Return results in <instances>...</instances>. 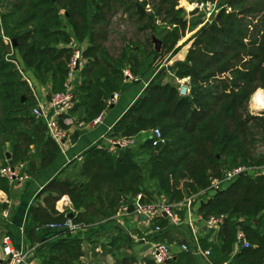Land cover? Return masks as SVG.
<instances>
[{
    "label": "trees",
    "instance_id": "1",
    "mask_svg": "<svg viewBox=\"0 0 264 264\" xmlns=\"http://www.w3.org/2000/svg\"><path fill=\"white\" fill-rule=\"evenodd\" d=\"M130 1L0 0V166L22 162L20 172L34 176L59 152L60 146L43 120L32 112L36 97L26 77L31 71L39 83L47 85V99L64 90L74 49L68 43L72 38L80 40L78 43L88 38L81 52L86 60L80 80L71 87L73 104L58 114L61 125L66 115L79 111L78 119L87 123L109 107L107 100L122 87L124 67L137 71L149 57L178 50L175 45L184 35L187 21L184 7L178 6V0H158L156 7L172 25L157 30L151 22L152 31L162 35L161 49L130 41L117 57L107 53L104 42L110 16L117 5L133 6ZM146 2L141 0V4ZM136 13L139 20L147 16ZM149 24L145 21L144 26ZM185 42L189 45L184 58L169 67L172 77L189 76V93L181 95L173 81L163 82L169 67H160L107 132L108 136H135L134 152L98 142L89 145L73 164V175L68 173L67 179L54 175L28 207L24 224L28 236L42 230L57 234L35 246L38 264H82V256L88 253L81 238L44 224L64 218L69 211L73 220L87 227L111 220L122 197L138 192L144 200L155 197L152 186L144 183L146 177L158 180L169 202L184 203L196 191H213L198 201V223L211 214H225L209 236L198 228L196 242L201 249H209L203 256L209 264L225 260L264 264V173L258 170L264 164V111L256 114L247 106L252 92L264 88V0H221L217 12ZM154 127L165 138L156 145L150 135ZM239 164L248 169L217 189L209 188L212 178ZM185 177L190 178L186 187ZM10 182L0 173V189L9 192ZM63 194L69 196L72 209L58 211L55 202ZM6 207L7 202H0V212ZM154 225L160 229L150 232L149 239H166L171 245L186 243L188 249L173 250L164 263L148 258L147 264H200L185 223L175 225L160 215ZM238 227L244 230L248 245L235 246ZM130 242L129 234L120 227L108 241L98 242L100 250L91 254L96 260L103 259L124 250ZM126 261L139 264L134 255L123 254V264Z\"/></svg>",
    "mask_w": 264,
    "mask_h": 264
},
{
    "label": "crops",
    "instance_id": "2",
    "mask_svg": "<svg viewBox=\"0 0 264 264\" xmlns=\"http://www.w3.org/2000/svg\"><path fill=\"white\" fill-rule=\"evenodd\" d=\"M80 40L77 38H72L68 43L81 45L82 48L88 44V38L85 37L81 44L78 43ZM72 42V43H71ZM105 50L108 54L117 57L121 51L113 54L111 53L108 48L105 46ZM151 58L143 61V64L138 68L137 71L130 70L134 74H137L138 79L136 80H126L123 82L122 87L119 91V95L116 100L109 105L105 109L103 114L102 120L96 124H88L85 125L79 124L80 119H78V113L75 112L71 115H66L62 118V122L64 125L62 127L66 130L67 135L63 140L62 148H60L59 152L57 153L55 159L46 167H43L37 174L34 176H27L22 179H15L10 182V190L9 192H5L0 189V202H7L8 207L4 208L0 212V257L2 256V245H3V238L7 235L9 239L7 240L8 243L11 244L13 247H17L27 251V264H38L39 258L35 253V246L40 244L43 240H50L54 239L55 236H50V233L47 231H37L33 236H28V233L24 230L25 218L27 214L28 207L34 200L36 199V195L38 192L44 187V185L54 176L59 175L65 179H67L66 175L70 173L73 164L75 163L76 159H81L82 151L91 144L97 143L102 140L103 136L107 134V132L112 127L113 123L120 117L123 113L125 108L142 92L143 88L147 84V82L151 79L153 74L156 72V69H151L150 66ZM81 70L77 69V72L72 80V85L77 83L80 80ZM29 73V83L33 88L34 93L37 96V99L40 102H45L47 99V85L39 83L33 73L30 71ZM132 147L129 148L131 150ZM8 158V157H7ZM202 198H207L213 191L204 190L197 191ZM196 192V193H197ZM195 197V196H194ZM194 197L192 198V203L188 207L186 203L181 202L184 206L185 216L196 218V224H198L199 233L202 227V230L205 235H210L213 231H210L209 228L205 227L204 220L200 223L197 222L199 218H201L200 214L198 213L199 202L196 204L193 203ZM199 199V200H200ZM198 200V201H199ZM55 208L58 211H63L65 209H72V203L67 194H63L55 203ZM135 214L129 215L128 219L130 222L133 223V218ZM182 218V219H184ZM170 222V221H169ZM171 223V222H170ZM185 223V222H181ZM186 224V223H185ZM138 226L139 228L145 227L147 231V226H145L142 222H134L132 224ZM178 225V224H175ZM187 225V224H186ZM188 226V225H187ZM121 226L115 225L116 231L113 234H116L118 230H120ZM189 227V226H188ZM122 228V227H121ZM181 229V228H180ZM182 230H185L182 228ZM112 232L114 230H111ZM143 231V230H142ZM111 232V233H112ZM192 232V231H191ZM198 232V231H197ZM110 234L108 239L113 235ZM192 234V233H191ZM198 236V233H196ZM57 237V236H56ZM55 237V238H56ZM41 238V239H40ZM131 238V237H130ZM147 238V237H146ZM193 238V235H192ZM135 241L130 242V246L126 247L124 250H129V253L132 250L133 255L136 257L137 261L138 258H143L147 255L149 248L151 246V240L146 239H136ZM103 241V242H106ZM168 242V240L165 239ZM102 241L100 243H103ZM99 248V246H96ZM172 249H179V245H172ZM87 251V255L91 259H94V264H103L105 261V257L102 259L101 257L97 260L90 252V249H85ZM200 264H209L206 261V258L201 255L197 257ZM82 260V258H81ZM96 260V261H95ZM92 263V262H91ZM87 264V263H85Z\"/></svg>",
    "mask_w": 264,
    "mask_h": 264
},
{
    "label": "built area",
    "instance_id": "3",
    "mask_svg": "<svg viewBox=\"0 0 264 264\" xmlns=\"http://www.w3.org/2000/svg\"><path fill=\"white\" fill-rule=\"evenodd\" d=\"M191 7H195L197 9L207 10V17L210 15V3L209 1H191L189 3ZM188 12V11H187ZM6 41L10 43V39L5 37ZM72 43V42H71ZM74 46L71 58L68 62V72L67 77L64 82L65 89L61 91H57L52 93L50 99L45 102H40L36 97V104L32 107V112L37 117L43 120L46 125L48 133L52 136V138L59 144L60 148H62L63 140L67 135L66 130L60 125L58 121V114L61 111H66L73 104V94L71 92L72 80L77 72V69H80L84 63L86 58L82 56V46L76 45L72 43ZM18 66V65H17ZM19 68V66H18ZM22 74V70L19 68ZM123 71V82L126 80H135L138 79L137 75L131 72L127 67L122 69ZM29 81V79L26 77ZM173 82L177 86L178 93L181 95H186L189 93V76H174ZM119 95V91H114L110 98L107 100V105L112 104ZM106 108H103L96 116H94L88 124H96L102 120L103 114ZM80 126L85 125L83 122H79ZM151 136L154 137L153 141L159 143L165 140L164 136L161 133V130L158 127H154L151 129ZM103 139L98 142L100 146L107 147H130L136 143V138L133 135H122V136H108L107 134L102 137ZM23 163L19 162L17 165H12V163H7L5 165L0 166V173L7 177L9 181H13L15 179H22L27 177L28 175L24 172H20V168ZM248 167L244 164H239L233 167L226 168L223 171L221 177H214L211 180V184L209 186L210 189H217L223 181H228L233 179L237 174L241 173L243 170H247ZM259 172L264 173V164L258 167ZM129 197V198H127ZM192 198L191 196H187L184 199V202L189 207L191 204ZM181 202H169L165 195H162L161 198L154 202L152 200H144L141 192H138L131 196H124L121 199V203L117 208V211L113 215L119 223L123 224L124 216H129L131 214L139 215L140 220L138 222H142L145 226H150V230H147L148 233L159 230V225H154L152 227V223L160 215L166 216L168 220L173 224H179L181 222H185L190 230L192 231L193 240L195 242L194 252L196 254L206 256L209 253V249H201L197 245V235L198 228H195L196 218L188 216L187 218L182 219L178 213L174 210V205H178ZM225 214H211L204 220V225L207 228H213L214 230L219 226V224L223 221ZM46 227H50L58 230H67L70 232H75L79 230H84L87 228V224L84 222H79L73 220L71 217L65 215L64 218L60 220L50 221L44 224ZM136 239L146 240L145 235L133 234ZM9 237L6 235L3 238L2 245V256L0 257V264H27V251L13 247L10 243L7 242ZM151 240V246L147 255H145L140 264H147V259L153 260L155 263H164L167 258L172 255L173 249L172 245L165 240ZM245 246L248 245V240L246 239L245 232L242 228L238 227L236 230V239L235 246ZM179 249H188V245L186 243H181L179 245ZM222 264H231L229 260H225Z\"/></svg>",
    "mask_w": 264,
    "mask_h": 264
},
{
    "label": "rangeland",
    "instance_id": "4",
    "mask_svg": "<svg viewBox=\"0 0 264 264\" xmlns=\"http://www.w3.org/2000/svg\"><path fill=\"white\" fill-rule=\"evenodd\" d=\"M157 1L158 0H147L146 3L141 4V0H132L130 1V3L133 6L126 5L127 1L123 5H120V6L117 5L118 7H116L113 10L112 15L110 16L109 26H108V35H107L108 37L104 42L105 46L108 48V50L111 53L113 54L118 53L121 47L125 43L128 44V42L130 41H133L139 44L140 46H145L147 49H149V48H154V45H155L154 39L158 38L161 40V45H162V39H161L162 35L157 34L156 32L152 31L151 22H154V24L157 27V30H161L163 26H165V28L167 29L168 27L172 25L168 22L169 17L165 16L163 10H160L158 9V7H156L155 4L157 3ZM178 1H179L178 6L184 7L185 12H183V17L186 18L187 20L186 26L184 28V35H182L176 42L175 47L178 46V50L174 54H171V51H168L165 53H161L160 55H157L155 57L153 56L150 57L151 67L149 68L154 69V70L156 69V72L159 70L160 67H164V66L171 67L174 64V62H176L177 60H182L184 58L186 49L189 45L188 42L184 43V40L189 35H191L193 31L199 28V26L202 25L206 21V19L210 17V15L215 14L217 12L218 4L221 0H211L212 2L209 1L211 13L208 17L206 15L207 10L205 11L202 9L201 10L198 9L197 11H194L195 7L193 8L191 6H188V3H190V0H178ZM138 6H141L142 13H140V11L138 10ZM91 12H92V8L89 7L88 9L89 16ZM136 12H138L141 15H143L144 13H147V16L144 17L142 20H139L138 14ZM145 21H147L150 24L148 26H144ZM161 45H160V49H161ZM170 67L168 71H165L166 73L165 75H163L161 79L163 82L164 81L172 82L174 80V77H172L173 75H171L173 71L170 69ZM257 89L258 87L255 89V91H257ZM260 89H262L264 92V88L260 87ZM255 91L252 92V94L250 95L247 106L249 110H251L253 113L258 114L259 112L264 111V107L256 108L254 104L251 102L253 93H255ZM153 144L156 145L157 142L153 141ZM135 146H132L131 148L133 152H134ZM143 156L146 158L148 154L145 153ZM75 171H76V167H73L70 171V174L73 175ZM75 179L78 180L79 178L76 177ZM189 180H190L189 177H185L182 180L184 187H186L185 184L187 185ZM144 183L146 186L150 188L152 186L151 189H153V192L155 194L154 195L155 197L152 199V201L157 202L161 198V196L164 195L162 193L163 191L160 188L158 180L156 178L150 179L146 177L144 179ZM196 192L192 193L189 196H191L192 198L195 196L193 203L196 204L195 206H198L197 203L201 195L198 192L197 193ZM182 206H183L182 204L174 205V210L178 213V215L181 218H184L185 212L183 211L182 213L183 215L180 213ZM128 218H129L128 216H124V220L122 224V223H119L114 216H112L111 220L102 219L101 221H97L94 225L88 226L84 230L71 232V234L75 236H79L82 240L83 248L84 249L89 248L90 252L95 251V250H100L98 247H96L98 246L97 244H99L98 242L106 241L109 235L113 234L116 231L115 225L121 226L122 230H124L132 238V241H135V242L137 241L135 240V237L133 236V234H136L137 236L145 235V236H148L147 237L148 239L150 233L146 231L145 227H142V230H143L142 231L141 228H139L138 226L136 225L132 226L134 222L140 220V216L134 215L133 223L130 222ZM198 227H199L198 224H195V228H198ZM150 228L151 227L147 225V230H150ZM111 230H114V231L112 232ZM50 234H51L50 236H57L56 232H53V231ZM123 254L129 257L133 255L132 250L130 253H129V250L114 251L110 255L105 256L104 263L105 264H123L122 262ZM138 259H139L138 263L140 264L141 258H138ZM126 262H127L126 264H129L128 261ZM85 263L94 264V259H91L89 256H82V264H85Z\"/></svg>",
    "mask_w": 264,
    "mask_h": 264
},
{
    "label": "bare ground",
    "instance_id": "5",
    "mask_svg": "<svg viewBox=\"0 0 264 264\" xmlns=\"http://www.w3.org/2000/svg\"><path fill=\"white\" fill-rule=\"evenodd\" d=\"M188 6L190 5L188 4ZM251 102L254 104L256 108L264 107V92L262 89L259 88L257 89V91H255V93H253Z\"/></svg>",
    "mask_w": 264,
    "mask_h": 264
},
{
    "label": "water",
    "instance_id": "6",
    "mask_svg": "<svg viewBox=\"0 0 264 264\" xmlns=\"http://www.w3.org/2000/svg\"><path fill=\"white\" fill-rule=\"evenodd\" d=\"M138 10L140 11V13H142V8H141V6H138ZM198 9L197 8H195V10L194 11H197ZM155 41V45H154V49L155 50H159L160 49V45H161V40L160 39H158V38H155L154 39ZM6 156L9 158V153L7 152V154H6ZM10 163H11V161H9ZM67 216H69V217H72V212L71 211H69V212H67V214H66ZM209 230L210 231H213L214 229L213 228H209Z\"/></svg>",
    "mask_w": 264,
    "mask_h": 264
}]
</instances>
